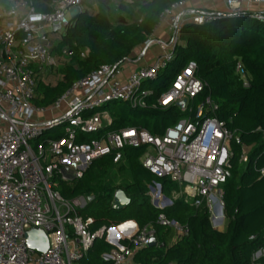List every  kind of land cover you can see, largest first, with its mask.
Returning a JSON list of instances; mask_svg holds the SVG:
<instances>
[{"label":"built area","instance_id":"obj_1","mask_svg":"<svg viewBox=\"0 0 264 264\" xmlns=\"http://www.w3.org/2000/svg\"><path fill=\"white\" fill-rule=\"evenodd\" d=\"M121 1L133 2L112 0ZM186 1L173 4L161 14L160 24L169 21L170 39L167 49L152 64L128 74L122 64L101 65L46 108L33 103L37 86L50 76L62 78L59 70L68 53L66 48L56 51L57 43L74 18L88 7L84 0H53L47 12L37 11L27 0L0 4V264H82L81 259L103 236L115 247L105 255L112 264H136L135 253L156 242L153 224L142 228L129 224V232L122 233L119 228L123 230L130 223L126 222L93 233L89 227L92 219L79 214L88 205V198L65 199L54 189L55 178L67 183L79 179L101 157L113 155L114 162L120 163L125 147H144L140 158L143 167L180 185L175 199L182 198L197 207L205 204L213 226L221 228L224 224L223 185L232 174L231 144L241 141L217 117L219 107L211 96L196 101L207 84L197 76L194 61L182 68L153 105L167 108L184 102L178 107L182 117L162 135H153L142 127L108 130L113 122L106 109L110 103L125 102L132 109L148 106L147 98L153 94L148 84L174 61L181 30L189 22L176 13ZM224 3L230 14H239L245 5L264 6V0ZM97 8L92 6L90 10L97 12ZM250 12L264 22V7ZM218 14L203 13L199 17L202 23H210ZM56 26L60 28L56 30ZM236 72L248 86L250 77L241 61ZM63 102L66 106L60 117L32 120L34 115L59 108ZM51 130L62 131L63 135L51 137ZM85 136L90 138L85 140ZM160 190L161 185L154 184L150 196L153 203L158 201V208H164L165 195ZM159 223L174 227L177 238L187 232L165 216ZM33 228L43 230L49 238L44 253L27 245L26 232ZM260 257H264V248L254 255L255 260Z\"/></svg>","mask_w":264,"mask_h":264},{"label":"trees","instance_id":"obj_2","mask_svg":"<svg viewBox=\"0 0 264 264\" xmlns=\"http://www.w3.org/2000/svg\"><path fill=\"white\" fill-rule=\"evenodd\" d=\"M27 1L33 2L40 12L49 11L53 2ZM181 1L185 0H133L132 3L84 0L88 8L74 18L59 42L58 48H66L69 56L60 69L63 78L55 86L38 84L33 103L40 108L49 107L101 65H121L155 31L161 14ZM94 4L97 12L90 10ZM180 37L174 61L156 81L148 84L153 90L147 98L148 106L132 109L125 102L110 103L106 109L113 122L108 130L142 127L153 135H162L182 114L176 105L167 108L153 105L182 68L194 61L197 76L207 84L205 93L196 101L211 96L219 107L217 117L241 141L231 144L232 174L223 185L225 228L213 226L205 204L197 207L182 198L174 199L180 185L143 167L140 158L144 147H125L120 163L114 162L113 155L101 157L81 178L70 183L55 178L54 189L65 199L88 198V205L79 214L86 220L92 219L89 227L93 233L104 226H119L129 221H135L140 228L153 224L156 244L138 250L134 255L136 264H264V257L254 259L255 253L264 248V22L254 18L250 11L221 12L210 23L187 22ZM238 61L249 74L248 86L236 72ZM48 134L59 138L63 132L51 130ZM120 164L121 169H129L132 181L107 187L104 177ZM156 183L161 185L166 197L173 199L172 205L158 208L153 204L150 189ZM118 189H123L131 200L126 209L113 208ZM161 216L177 222L187 232L177 238L174 227L159 223ZM114 248L105 236L98 238L80 262L112 264L105 255Z\"/></svg>","mask_w":264,"mask_h":264},{"label":"crops","instance_id":"obj_3","mask_svg":"<svg viewBox=\"0 0 264 264\" xmlns=\"http://www.w3.org/2000/svg\"><path fill=\"white\" fill-rule=\"evenodd\" d=\"M11 1L12 0H8L6 3H0V4H8ZM93 6L97 8L96 4H94ZM221 12H227L224 0H187L184 6L179 8L176 13L178 15H183L187 17L189 19V22L202 23L199 17L200 14L221 13ZM150 36H154V39L152 40V44H149L148 46L141 45L135 48L131 53V55L127 59H125V61L122 63V67L125 74H128L129 72L133 70H137L143 66L152 64L157 58V56L163 53V51L167 49L166 42L170 39L169 21H166L162 24L159 23L155 31ZM59 42L60 40L57 43L56 51L61 52V50L58 48ZM143 58H145V60L140 62V60ZM67 61H69L68 55L64 64ZM59 73H60L59 75L63 78V75L61 74L60 70ZM62 78L55 79L52 78V76H50V78L47 79V82L41 81L40 83H44L50 86H55ZM38 122H44V121H38ZM129 222H130L129 224L132 225L133 227L137 225L135 221H129ZM225 226H226V220L224 221V224L221 227V229H224Z\"/></svg>","mask_w":264,"mask_h":264},{"label":"rangeland","instance_id":"obj_4","mask_svg":"<svg viewBox=\"0 0 264 264\" xmlns=\"http://www.w3.org/2000/svg\"><path fill=\"white\" fill-rule=\"evenodd\" d=\"M263 7H264L263 5H249V6L245 5V6H243L242 11H244V12L245 11H255V10L260 11L263 9ZM259 8H260V10H259ZM251 9H254V10H251ZM153 39H154V36H149L147 38L146 42L143 44V46H148L149 44H152L151 41ZM148 42H150V43H148ZM144 60H145V58L141 59L140 62L144 61ZM194 105H195L194 103L191 104V107H194ZM65 106H66V103L63 102L59 108H54L52 110H48L46 113H43V114L41 113V115L40 114L34 115L32 120H35V121H47L48 120V121H50L53 118H58L61 116L62 110L65 108ZM246 152H248V150H246ZM120 167H121V164L116 166L114 170H112L109 174H107L104 177V182H105L107 187L113 188V187L118 186V185H125V184L130 183L132 181V175H131V172L129 171V169L128 168L121 169ZM151 198H152V196H151ZM175 198H176V195L174 194V199ZM170 199L173 200L172 198H170ZM152 200H153V198H152ZM161 205H162V202L160 201L159 206H161ZM128 226H130L129 223L124 227V229L127 230Z\"/></svg>","mask_w":264,"mask_h":264},{"label":"water","instance_id":"obj_5","mask_svg":"<svg viewBox=\"0 0 264 264\" xmlns=\"http://www.w3.org/2000/svg\"><path fill=\"white\" fill-rule=\"evenodd\" d=\"M60 26H56V30L59 29ZM184 102H179L177 104V107H180L183 105ZM160 193L162 194V190H160ZM131 204L130 198L127 196L125 191L123 189H118L115 192L114 200H113V208L116 210L126 209ZM155 206L158 207V201H155L153 203ZM172 204V201L170 198L164 196L163 201V207L170 206ZM26 242L27 245L32 248L36 249L39 252H46L49 248V238L47 234L38 228H33L26 232ZM156 244L155 241H153L150 246H154Z\"/></svg>","mask_w":264,"mask_h":264}]
</instances>
